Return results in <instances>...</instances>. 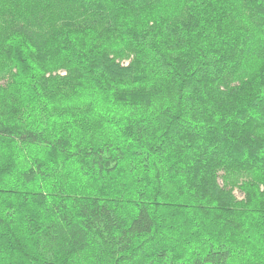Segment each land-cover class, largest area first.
Segmentation results:
<instances>
[{
	"label": "trees",
	"instance_id": "obj_1",
	"mask_svg": "<svg viewBox=\"0 0 264 264\" xmlns=\"http://www.w3.org/2000/svg\"><path fill=\"white\" fill-rule=\"evenodd\" d=\"M0 264H264V0H0Z\"/></svg>",
	"mask_w": 264,
	"mask_h": 264
},
{
	"label": "rangeland",
	"instance_id": "obj_2",
	"mask_svg": "<svg viewBox=\"0 0 264 264\" xmlns=\"http://www.w3.org/2000/svg\"><path fill=\"white\" fill-rule=\"evenodd\" d=\"M236 197H239V195L236 193Z\"/></svg>",
	"mask_w": 264,
	"mask_h": 264
}]
</instances>
